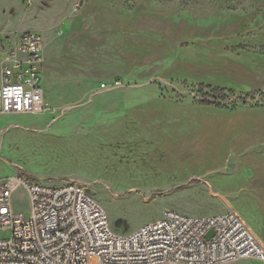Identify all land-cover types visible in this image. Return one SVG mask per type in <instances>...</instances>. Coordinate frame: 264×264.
<instances>
[{"label": "rangeland", "instance_id": "obj_1", "mask_svg": "<svg viewBox=\"0 0 264 264\" xmlns=\"http://www.w3.org/2000/svg\"><path fill=\"white\" fill-rule=\"evenodd\" d=\"M72 1V8L64 17L50 16L49 26L59 27L58 34L78 27L99 32L89 35L90 38L80 34L82 41L78 47L62 49L57 45L45 51L57 58L61 77L70 73L81 75L82 90L87 88L85 76L93 75L99 88H118V96L126 89L155 88L164 99L179 104L217 108L201 105L217 100L224 105L217 109L264 107V0H108V5L104 3L108 13L102 9V0L91 8L87 7L88 0ZM23 12L22 0L0 1V32L4 40L17 38L33 21L39 23L42 19L27 18ZM41 42L43 46L42 38ZM3 44L2 53L12 48L4 41ZM65 94L53 99L69 98ZM53 107L36 115L9 117L6 138H0V184L15 176L51 183L49 178L63 170L54 155L56 151L44 139L71 132L70 117L79 105L65 110ZM40 133L46 138L39 139L36 134ZM92 189L107 212L110 227L119 234L156 221L163 210L159 203L131 202L118 219L122 211L120 201L126 194L123 196L116 187L112 188L115 193L100 185H93ZM200 194L203 198L221 197L213 192L187 193L182 195L185 206L198 210ZM242 194L229 193L220 198V204L239 214L264 247V192H250L254 200L249 203L238 199ZM155 195L160 194H152L151 199ZM191 197L196 203L188 202ZM14 205L16 212L27 213L23 189L16 192ZM211 236L209 232L207 238Z\"/></svg>", "mask_w": 264, "mask_h": 264}, {"label": "crops", "instance_id": "obj_2", "mask_svg": "<svg viewBox=\"0 0 264 264\" xmlns=\"http://www.w3.org/2000/svg\"><path fill=\"white\" fill-rule=\"evenodd\" d=\"M100 1L88 0L87 7L98 6ZM22 2L25 17H42L39 23L33 21L20 34L38 32L44 43L39 68L43 106L47 109L54 105L65 110L79 105L70 117L71 132L50 135L48 139H44V134H36L52 145L63 168L53 179L49 178L51 184L76 183L85 187L92 197L93 185L111 192L116 187L123 196L130 195L120 201L122 211L118 219L131 202L159 203L163 209L161 215L167 210L200 218L230 212L220 204V198L228 197L229 193H244L238 199L249 203L254 200L250 192H264V188H256L264 187V107L227 110L179 104L164 99L155 88L126 89L118 96V88H99L93 75L85 76L87 88L82 90L81 75L70 73L61 77L57 58L49 56L45 48L78 47L82 41L80 34L90 38L89 35L99 31L78 27L58 34L59 27L49 26L50 16L64 17L72 8V0ZM101 2L102 9L108 13L104 3L110 2ZM4 39L0 32V48L3 41L6 44ZM5 54L0 52V68ZM60 94L69 98L53 99ZM11 116L30 115H0L1 139L6 138ZM86 173L95 178L89 179ZM212 177L215 178L211 180ZM193 192H213L221 197L203 198L200 194V208L192 211L185 206L182 195ZM152 194L160 195L151 199ZM195 201L192 197L188 199L190 204Z\"/></svg>", "mask_w": 264, "mask_h": 264}, {"label": "built area", "instance_id": "obj_3", "mask_svg": "<svg viewBox=\"0 0 264 264\" xmlns=\"http://www.w3.org/2000/svg\"><path fill=\"white\" fill-rule=\"evenodd\" d=\"M30 4L32 0H23ZM8 37H6L7 39ZM0 115H36L43 106L42 42L34 31L5 40ZM102 88L104 86H101ZM23 189L27 213L16 212ZM209 232L212 236L207 238ZM264 264V247L235 212L194 218L174 211L126 234L76 183L15 176L0 184V264Z\"/></svg>", "mask_w": 264, "mask_h": 264}, {"label": "trees", "instance_id": "obj_4", "mask_svg": "<svg viewBox=\"0 0 264 264\" xmlns=\"http://www.w3.org/2000/svg\"><path fill=\"white\" fill-rule=\"evenodd\" d=\"M221 96H222V100H224V99H226L225 98V96H224V92L223 91H221ZM224 96V97H223ZM237 100L238 101H243L242 100V98H237ZM234 104V103H233ZM201 105H208V106H211V105H213V106H215V107H217V108H223L224 107V105H222L220 102H218L217 100H214V101H212V102H210V101H205V102H203V103H201ZM234 106L235 105H233V106H231V108H234ZM227 109H229V108H227Z\"/></svg>", "mask_w": 264, "mask_h": 264}]
</instances>
